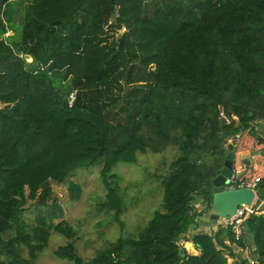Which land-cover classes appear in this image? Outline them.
Returning <instances> with one entry per match:
<instances>
[{
  "label": "trees",
  "instance_id": "16d2710c",
  "mask_svg": "<svg viewBox=\"0 0 264 264\" xmlns=\"http://www.w3.org/2000/svg\"><path fill=\"white\" fill-rule=\"evenodd\" d=\"M263 121L264 0H0V264H36L52 233L74 237L51 184L99 166L101 209L121 225L114 167L168 148L178 154L161 181L162 211L136 238L119 237L88 261L72 242L54 255L72 264H227L215 244L227 238L264 256V213L246 220L239 240L231 228L189 229L202 215L192 202L209 208L229 145L254 152L241 180L258 178L264 200ZM81 193L68 182L70 201Z\"/></svg>",
  "mask_w": 264,
  "mask_h": 264
},
{
  "label": "rangeland",
  "instance_id": "374dc122",
  "mask_svg": "<svg viewBox=\"0 0 264 264\" xmlns=\"http://www.w3.org/2000/svg\"><path fill=\"white\" fill-rule=\"evenodd\" d=\"M8 35H12V32ZM258 131L264 134V127L259 125ZM239 144L237 146L239 151L236 153L253 152L248 147H242L245 146L244 143H241V146ZM177 154V150L172 148L157 154L147 152L138 154L135 163H120L114 167V183L124 201V211L120 217L121 225L114 221L113 212L101 209L105 189L99 176V166L78 168L70 173L64 185L51 184L53 197L64 212L62 220L73 229L74 237L67 239L52 233L48 247L37 256L35 263L72 264L54 255L58 247L69 242L75 245L76 253L88 261L97 251L104 249L119 237L136 238L153 214L162 211L163 186L161 181L167 175L169 165ZM233 165H237L235 160ZM68 182L80 185L82 193L78 201L72 202L68 199ZM32 203L29 202L24 206V219L27 223H31L34 217L32 208L34 204ZM48 204L51 205L52 202L48 201ZM200 227L201 232H209L210 224L202 223ZM24 257H28L26 251Z\"/></svg>",
  "mask_w": 264,
  "mask_h": 264
},
{
  "label": "built area",
  "instance_id": "2783aa9c",
  "mask_svg": "<svg viewBox=\"0 0 264 264\" xmlns=\"http://www.w3.org/2000/svg\"><path fill=\"white\" fill-rule=\"evenodd\" d=\"M125 31L124 28H121L118 33L122 34ZM75 92H72L67 97V104L69 107H71L75 101ZM220 115L223 119V121L226 124H230L231 121L237 122V118L235 116H232L231 119L225 117L222 112H220ZM245 171V168L243 165H233L231 174L229 177V183L226 185L227 187H232L233 185H237V189L239 188H245L248 190H252L256 192L257 185L259 183V179H247V180H241V177L243 175V172ZM192 208L196 212H204L206 208V202L204 199L200 200H194L192 202ZM264 213V200L258 201V198L254 200V202L250 206H241L238 207L236 210V213L229 218H223L219 219L216 223V225H211L209 232L207 233L211 236H214L215 232L218 228H231L232 233L235 236L236 240L240 239V236L243 233L244 230V223L250 216H256ZM197 232H201V230H197ZM216 248L218 251H221L224 257L226 258L227 264H232L235 261L244 260L246 264H256L258 260L261 258L264 261V256H258L255 254L256 250L253 246L246 245L245 247L240 246L237 242H231L229 239L225 238L223 240V244L219 245L217 243ZM179 245L182 248L184 247V243L182 241L179 242ZM186 250V249H185ZM234 253L236 254L234 257L230 254Z\"/></svg>",
  "mask_w": 264,
  "mask_h": 264
},
{
  "label": "water",
  "instance_id": "95a60500",
  "mask_svg": "<svg viewBox=\"0 0 264 264\" xmlns=\"http://www.w3.org/2000/svg\"><path fill=\"white\" fill-rule=\"evenodd\" d=\"M111 20L114 22L115 17ZM25 59L30 62L31 58L25 56ZM228 153L223 161V166L219 174L212 180V199L209 208L199 216L194 224L190 225V230H198L200 223L216 225L219 219L232 217L238 207L243 205L250 206L256 198H260L259 190L256 192L245 188L237 189V185L227 187L229 177L233 167L235 152L233 146H228Z\"/></svg>",
  "mask_w": 264,
  "mask_h": 264
},
{
  "label": "crops",
  "instance_id": "0c3cea01",
  "mask_svg": "<svg viewBox=\"0 0 264 264\" xmlns=\"http://www.w3.org/2000/svg\"><path fill=\"white\" fill-rule=\"evenodd\" d=\"M262 126L264 127V121H263ZM240 154H242V155L239 157ZM253 155H254V152H251V151H245V152H241L239 154L235 152L234 160L236 161L237 165H239V164L243 165L245 170H246V164L251 163V161L254 157ZM198 229L200 230L201 227L199 226ZM188 244L191 245V251L190 250H186V251L190 254L196 255L198 252L194 250L193 245L191 243H188Z\"/></svg>",
  "mask_w": 264,
  "mask_h": 264
},
{
  "label": "bare ground",
  "instance_id": "6f19581e",
  "mask_svg": "<svg viewBox=\"0 0 264 264\" xmlns=\"http://www.w3.org/2000/svg\"><path fill=\"white\" fill-rule=\"evenodd\" d=\"M184 247H185L186 250H190L191 251V245L190 244L184 242Z\"/></svg>",
  "mask_w": 264,
  "mask_h": 264
}]
</instances>
